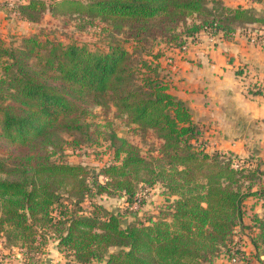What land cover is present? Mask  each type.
Instances as JSON below:
<instances>
[{
    "label": "trees",
    "instance_id": "trees-1",
    "mask_svg": "<svg viewBox=\"0 0 264 264\" xmlns=\"http://www.w3.org/2000/svg\"><path fill=\"white\" fill-rule=\"evenodd\" d=\"M7 7L35 25L47 13L99 21L123 39L104 52L44 30L0 37L2 243L34 252L53 238L74 264H211L222 249L233 254L242 227L253 232L252 258L242 264H264V212L244 225L246 200L264 202V189L255 190L260 168L206 151L203 130L171 92L161 64L169 50H185L201 35L234 41L239 31L264 27V13L221 0H29ZM157 40L167 46L154 53ZM130 42L132 51L124 45ZM96 107L115 108L142 137L153 133L159 148L144 155L110 132V162L99 170L66 161L64 136L75 146L91 142L88 119ZM157 184L175 198L157 218L135 213L127 224L96 201L125 198L130 210L140 191Z\"/></svg>",
    "mask_w": 264,
    "mask_h": 264
},
{
    "label": "crops",
    "instance_id": "crops-1",
    "mask_svg": "<svg viewBox=\"0 0 264 264\" xmlns=\"http://www.w3.org/2000/svg\"><path fill=\"white\" fill-rule=\"evenodd\" d=\"M28 1L0 0V37L7 39L10 28L16 32L14 36L36 32L35 24L11 13L7 7ZM224 2L228 7L254 8L264 13V0ZM24 27L30 32L18 31L25 30ZM161 64L172 83L171 92L186 103L193 121L203 130L206 151L233 155L252 167H259L262 173L260 187L264 189V47L252 44L241 35L234 41H212L201 35L185 50H169ZM251 85H258L260 89L250 91ZM254 199L263 208L264 202ZM245 219L244 225H250V218L248 222ZM40 264L74 263L62 255L55 242Z\"/></svg>",
    "mask_w": 264,
    "mask_h": 264
},
{
    "label": "rangeland",
    "instance_id": "rangeland-1",
    "mask_svg": "<svg viewBox=\"0 0 264 264\" xmlns=\"http://www.w3.org/2000/svg\"><path fill=\"white\" fill-rule=\"evenodd\" d=\"M221 1L224 2V0ZM9 17L11 18L10 15ZM15 24L17 27H20L17 23ZM24 28L25 30L21 28L18 31L23 30L22 32L25 33L30 32L29 29L27 30L26 27ZM39 30H44L52 39L61 40L66 44L76 42L80 45L87 46L92 51L105 52L111 47L114 39H123L121 36L115 35L110 26L100 23L99 21L93 24L85 21L79 23L71 17L63 20L62 17L59 18L58 16L54 18L48 13L38 26L37 24L35 25V31L38 32ZM7 31L8 40H14L19 37L14 36L17 34H14L16 32L13 33L11 28L7 29ZM124 45L126 48L130 49V51H132V47H134L132 42L125 43ZM166 46L167 44L162 43L161 40H157L152 51L156 53L158 49L162 47V49H164ZM88 123L92 124V132L94 131L91 142H83L75 146L71 137L64 136L67 142L64 144V152L62 155H64L66 161L74 164H83L90 169L99 170L110 162L109 142L106 140L110 132H115L119 137H123L140 147L144 155H147V151L149 150H157L159 148V143L153 133H150L147 137H142L131 128L124 117L117 114L116 109L113 107H111L110 110L101 107L94 108L88 119ZM253 168L257 167L254 166ZM256 188L260 189L261 187L257 186ZM163 192L164 188L161 184L140 191L138 202L130 210L125 202V198L103 196L97 197L96 201L115 213H121L123 221L129 224L134 220L133 215L135 213H137L138 218L141 220L150 217H159L160 211L166 210V208L175 201V198L168 199L163 195ZM84 207H90V202L88 200ZM244 211L246 213L245 221L248 222V218L251 220L253 215H255L254 211L263 213L264 206L262 208L261 204H256V200L252 198L244 203ZM249 233L251 234L253 232L243 230L241 227L238 228L235 233L234 244L230 245L233 254L229 255L227 249H222L218 258L211 264H242L244 262H249L246 259H251L253 254L252 246L249 244ZM54 243L55 240L53 238H48L47 243L39 247L38 251L27 252V250L21 248H7L2 243V240H0V264H40L41 260L46 257V254L49 253V248ZM237 251L240 252L239 256L238 253H236ZM62 255L66 257L64 254ZM242 255L244 259L239 261L238 257H242ZM232 257L235 258L231 260ZM66 258L72 261L71 258ZM251 261L256 263V260L252 259Z\"/></svg>",
    "mask_w": 264,
    "mask_h": 264
},
{
    "label": "built area",
    "instance_id": "built-area-1",
    "mask_svg": "<svg viewBox=\"0 0 264 264\" xmlns=\"http://www.w3.org/2000/svg\"><path fill=\"white\" fill-rule=\"evenodd\" d=\"M237 35L243 36L244 39H246L247 41L251 42L252 44L256 46L264 47V31L262 29L249 28L247 30L239 31L236 34V36ZM208 37H210L212 41H215L216 39H222L220 35L208 36ZM242 165H244L243 162L241 163L237 162L235 164V167L240 168L242 167Z\"/></svg>",
    "mask_w": 264,
    "mask_h": 264
}]
</instances>
